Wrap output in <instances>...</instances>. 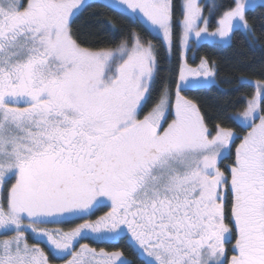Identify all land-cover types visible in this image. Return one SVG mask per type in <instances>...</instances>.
Instances as JSON below:
<instances>
[{
  "label": "snow or ice",
  "instance_id": "snow-or-ice-1",
  "mask_svg": "<svg viewBox=\"0 0 264 264\" xmlns=\"http://www.w3.org/2000/svg\"><path fill=\"white\" fill-rule=\"evenodd\" d=\"M93 2L141 24L168 60L175 47V71L161 80L157 45L134 30L95 46L116 25L76 26ZM208 6L181 0L176 20L174 0H0V264H264V69L237 78L253 91L211 126L184 94L216 85L215 61L188 63L194 47L238 33L255 46L258 5L232 0L211 31L223 6Z\"/></svg>",
  "mask_w": 264,
  "mask_h": 264
},
{
  "label": "trees",
  "instance_id": "trees-1",
  "mask_svg": "<svg viewBox=\"0 0 264 264\" xmlns=\"http://www.w3.org/2000/svg\"><path fill=\"white\" fill-rule=\"evenodd\" d=\"M181 0H174L176 4L174 18L179 20L182 18L181 9L179 7ZM217 4L223 7L218 8L210 19V27H214L216 17L222 13L224 8L232 4V0H217ZM253 10L248 12L249 22L254 23L256 35L259 40L255 46H250L249 43L242 39L241 36L236 34L234 36L231 46H217L210 43H202L194 49V59L192 63H196L201 57H207L210 61H215L218 67L216 76V85L199 90H190L185 92L189 98L196 99L202 111H204L210 126L214 123L218 110L225 105L226 111L231 113L234 109L231 102H237V107L246 103V97L253 89L249 86L239 87L237 78L246 75L250 79L262 78L260 72L264 69V7L260 4ZM255 18V20L253 19ZM98 19L110 20L116 25L115 35L108 32H101L99 34L97 47H111L115 48L120 40L127 37L131 31H136L140 34L145 41H152L157 45V55L159 58L160 69L159 75L162 80L166 75L169 67L174 71L178 63V56L176 55L177 49L174 47L173 57L171 60L166 58L165 49L159 38L150 34L141 24L133 23L126 16L118 12L112 11L109 8L101 7L99 4L93 2L86 8L83 14L76 22V26L81 27L83 31L90 29L94 30L93 22ZM176 35H179V26L177 24L175 29ZM245 97V98H242ZM227 126L235 128L237 131L240 129L231 121H225ZM105 248L111 250L113 245L103 243ZM115 247L123 248L125 255L133 258V253L126 246L124 240H121ZM139 264V261H137Z\"/></svg>",
  "mask_w": 264,
  "mask_h": 264
},
{
  "label": "rangeland",
  "instance_id": "rangeland-1",
  "mask_svg": "<svg viewBox=\"0 0 264 264\" xmlns=\"http://www.w3.org/2000/svg\"><path fill=\"white\" fill-rule=\"evenodd\" d=\"M214 2L215 3H217V0H214ZM200 3L204 6V14L207 16V15H209V11H210V9H209V0H200ZM256 3L257 4H260L261 3V0H256ZM212 17V16H211ZM217 19H218V17H216V21H217ZM216 27V23H215V26L214 27H210V23H209V30L211 31V30H214V28ZM196 47H194V49H195ZM194 49H193V51H189L188 52V54H187V58H188V63L189 64H191L192 66H195V65H197L198 63H199V61L198 62H196V63H192L191 62V60L192 59H194L193 58V53H194ZM195 55V54H194ZM174 86V85H173ZM237 143H238V141H237ZM105 211H107V208H100V209H98V210H96L95 212H94V214L91 216V217H88L89 219H96L98 216H100V215H103V213L105 212ZM83 221L82 220H76V221H74L73 223H71V224H69L68 226H70V227H74L76 224H79V223H82ZM29 236H30V239H29V242L30 243H32V241H31V235L29 234ZM95 242V241H94ZM59 264H62V263H59Z\"/></svg>",
  "mask_w": 264,
  "mask_h": 264
},
{
  "label": "flooded vegetation",
  "instance_id": "flooded-vegetation-1",
  "mask_svg": "<svg viewBox=\"0 0 264 264\" xmlns=\"http://www.w3.org/2000/svg\"><path fill=\"white\" fill-rule=\"evenodd\" d=\"M234 150V149H233ZM228 161H225V163H227ZM69 224H65V225H61V227H64L65 230H67V228H70V226H68ZM44 227H54V225H46ZM29 239H30V236H29ZM32 243H35V241L33 239H31ZM80 243H88L90 244L91 246L93 247H96V248H100V247H104V246H99V245H104L103 243H97V242H94L93 240L91 239H88V240H81ZM42 247H44V245H41ZM78 247V245H77ZM45 251L47 252L48 249L45 247ZM59 263H62V261L60 260H54L53 261V264H59Z\"/></svg>",
  "mask_w": 264,
  "mask_h": 264
}]
</instances>
